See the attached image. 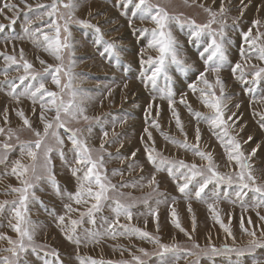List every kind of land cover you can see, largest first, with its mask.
<instances>
[{
	"label": "rangeland",
	"instance_id": "obj_1",
	"mask_svg": "<svg viewBox=\"0 0 264 264\" xmlns=\"http://www.w3.org/2000/svg\"><path fill=\"white\" fill-rule=\"evenodd\" d=\"M26 2L30 8L20 0H0V9L3 10L0 13V24L4 25V30L0 32V128L4 129V133H0V145L5 142L12 145L11 150L7 152L6 161L0 160V203L8 202L4 210L0 212V235L14 240L18 237L10 226V221L15 223L11 212V202L17 199V195L11 193V188L21 187V183L11 170L17 160L26 165L32 163L27 156H21L20 143L35 141L33 129L43 133V122L40 119L42 113L47 121H53L55 115L51 103L47 108L42 109L39 100L33 103L29 97L20 96L17 102L11 95V82L14 81L19 85L16 89L17 94L23 91L27 84L33 82L29 78L23 84L20 83V77L25 75L22 67L23 61L20 60L21 50H23L24 59L33 65L30 71L38 73V79L43 78L45 87L49 91L57 92L58 98H63L65 102L71 98L69 89L61 91L52 83V71L45 72L48 65L54 68L59 66L61 61H56L52 55L44 51V39L40 32L32 34L35 29H41L50 37L55 36L54 29L46 26L48 17H44L43 21L36 19L45 10L39 6L50 5L52 0H26ZM64 2L67 3L68 0ZM74 2L77 4L75 18L98 26L103 33L104 40L116 44L119 62L115 56L101 55L104 45L95 43L97 34L93 28L71 23L68 26L70 35L61 30V40L63 41L65 35H68V41L72 45L71 50L64 51L62 64L65 70L71 65L72 87L78 92L76 103L85 109L84 115L89 117L85 121L83 117L72 119L61 113V119L68 129L76 131L77 136L92 149L94 158L101 155L104 157L105 174L116 189L109 192L110 199L104 202L103 210L96 213L95 225L89 221L87 215L81 218L80 212H87L90 204L76 205L67 198V194L75 193L78 187L71 173V168L77 165L74 163V150L68 139L70 133L54 124L49 131L50 133L57 132L64 140L62 146L64 160L62 161L59 155L61 146L49 136L46 143L53 148L52 171L58 186L70 192L66 190V193L57 195L46 174H43L39 167L37 168L43 178L33 182L34 187L31 191L35 193V198L30 197L29 199L28 215L30 220L37 225L34 242L38 247L36 252L29 248L27 252L22 253L20 264H44L46 259H53L45 255L46 251L52 250L59 253L62 264H80L81 259L88 260L89 258L103 261L104 264H135L134 256H140L145 264H159V259L154 254L158 251V246L135 235H117L115 239L105 235L99 243H89L87 246L81 244L79 248L65 238L62 227L71 228V220H81V223L76 226V233L80 236L84 235L85 230L103 233L107 228L104 218H108L109 221L115 219V213L111 209L117 200L125 205H134L132 220L128 221L121 217L120 224L147 231L158 238L161 244L177 246L180 249L177 253L168 254L169 264H264V247H256L252 251L245 250L242 256H237L235 253L206 256L199 249L192 247L195 243L205 248L211 243L217 248L227 244L246 249L251 237L241 230L242 217L245 228L255 231L257 237H261L264 231V221L260 219V216H264V207L255 208L253 206V193L249 192L240 201L236 200L235 185L231 188L221 185L217 202V198L212 196L214 185H209L203 201L197 200L194 196L185 197L179 192L177 183L169 176L167 166L157 171L156 167L148 161L145 152V145H147L150 149L154 147L156 152L161 153L162 157L168 160L174 162L183 160L185 163H195L206 168L208 163L206 160L193 155L192 151L170 143L169 139L165 138L168 137L177 142L186 140L189 145H192L196 143L198 127L200 130L199 148L201 151L211 153L216 170L224 175H232L239 170L234 161L231 163L228 161L224 148L214 134L219 130L212 129L202 119L198 120L189 112L188 107L180 102L183 96L186 104L191 106L192 112L200 113L202 116L213 114L201 103L200 92L193 93L188 87L190 83H196L198 89L205 88V85L197 81V77L205 69L200 53L203 52L209 38L204 36L202 38H205L207 42L205 43L201 38L202 42L197 43L191 36L188 21L194 20L197 24L206 23L210 19L208 12L205 11L208 8L218 13L217 23L213 24L212 28L218 30L221 23L224 25L228 64L221 70L219 76L224 85V95L230 98L225 101V118L235 113L232 120L228 121L232 126L229 131L241 143L242 151L249 157V163L252 165V171L258 183H264V128L261 127L264 123V120H261V116H264V79H261L258 84H253L251 83L252 77L249 75L258 68L264 67V61L257 58L258 53L255 51L251 53L246 62L240 56L241 47L244 48L246 55L248 52V45L243 43L241 33H246L251 29V38L259 36L257 43L264 44V0H259V4L252 3L251 0H187V3L185 0H151L153 4L164 8L170 16L178 18V21L170 23L169 29L176 41L178 58L184 62L183 65H177L169 59L167 73L171 80H166L161 75L155 89L150 83L145 87L142 73L147 71L150 75V69L147 65L143 67L141 65V59L147 60L149 56L158 55L156 50L148 48V43L152 38L151 29L155 25L150 20L142 21L139 15L133 17L134 6L129 5L125 8L120 0H74ZM6 3L17 5V10L9 11L5 8ZM94 3L97 5L93 6ZM222 4L225 11L220 15L219 9ZM59 11L66 12L62 7ZM13 20L15 23H12ZM256 20H259L260 24L254 26L253 21ZM58 23L63 25L62 20ZM26 28L30 30L28 33L25 32ZM141 29L149 31L141 33ZM5 56H15L17 63L6 61ZM40 60L45 61V64L42 65ZM237 62L245 67L246 79L250 83L244 84L233 75L231 67ZM189 65L186 71L183 70ZM60 78L62 86L68 83V77L63 73L60 74ZM206 78L215 85L214 74L209 72ZM169 88L174 93L173 107L179 114L183 132L176 126V119L169 108L168 100L160 98ZM249 88L252 89L251 92L248 91ZM214 90L219 96V86H215ZM45 99L51 100L49 97ZM116 103L119 105L116 106ZM150 104L152 105L151 115H148L146 110ZM237 104L240 105L239 108L235 107ZM20 111H23L25 118L29 120L31 128L25 126L17 115ZM153 121L159 124V128L152 126ZM145 128L151 132L152 140L148 139ZM9 130L15 134L10 140L8 139ZM105 131L108 133L107 138L103 136ZM88 136L92 137L87 138ZM249 136L252 137L251 141H248ZM100 141L104 142V150L100 149ZM253 149H256L255 155H251ZM133 153L135 156L132 155ZM3 154V149L0 148V156ZM42 160L41 155L37 160V165L42 163ZM114 172L117 174L113 175ZM153 176L156 182L149 186ZM189 190L194 189L190 186ZM225 192L227 196L224 195ZM36 199H43V201L37 206ZM157 201L161 203L158 204ZM68 202L79 211L70 213L71 216L65 219V225L61 226L57 217L66 214L64 205ZM189 204L192 207L191 213L188 211ZM208 204L215 205L222 222L231 229L235 242L224 232L220 224L213 220ZM173 207L176 209L181 226L190 234L191 239L173 226L171 222ZM151 209H156L159 214V231H157L156 220L148 215ZM193 215L196 221L195 230L192 224ZM248 218H251L252 224L247 223ZM114 231L123 232V229L117 226ZM9 247L11 245L6 240H0V258L10 256V253L5 251ZM141 249L151 255L143 256ZM188 251L194 254L187 255Z\"/></svg>",
	"mask_w": 264,
	"mask_h": 264
},
{
	"label": "snow or ice",
	"instance_id": "obj_2",
	"mask_svg": "<svg viewBox=\"0 0 264 264\" xmlns=\"http://www.w3.org/2000/svg\"><path fill=\"white\" fill-rule=\"evenodd\" d=\"M20 2L25 4L26 7L30 8V6L27 5L26 0H20ZM185 2L187 3V0H185ZM120 3L125 8H127L129 5H133L135 9V11L132 13L133 17L139 15V18L142 21L150 20L155 25V27L151 29L152 38L148 43V48L156 50L158 55L156 57L149 56L147 60L141 59L142 67L147 65L148 69H150V75L147 71L142 73V76L145 80V87H147L150 83L153 89H155L157 80L161 75H163L166 80H171V77L167 73V63L169 59L172 63L177 65L184 64V62L178 58L175 47L176 41L169 29L170 23L173 21H178V18L170 16L164 8L160 7L158 4H153L151 0H136L135 3L134 0H120ZM39 7L44 8L45 10L41 12L36 17V19L43 21L44 17H48L46 26L48 28L54 29L55 36L50 37L47 33H43L41 29H35L32 34L35 35V32H40L44 39V51L52 55L56 61H61V64L54 68L52 65H48L45 68V72L51 70L53 73L52 83H54L57 88H60L61 91L64 89H69L71 98L65 102L63 98H58L57 92L49 91L45 87L43 78L38 79L39 74L32 73L30 71L33 65L24 59V53L23 50H21L20 60L23 61L22 67L25 75L20 77V83L23 84L24 81L28 80L29 78L33 82L27 84L23 91H21L19 94L16 93V89L19 87V85L14 81L11 82V95H13V98L16 99L17 102H19L20 96L29 97L32 99L33 103H36L37 100H39L41 102L42 109L47 108L48 104L51 103L54 107L55 115L53 117V121H47L42 113L40 119L43 122V133H41L39 130L33 129V133L36 137L35 141L20 143L21 156H27L32 161V163L30 165H26L21 163L20 160H17L15 161V166L11 170L12 174L15 175L21 183V187L11 188V193L16 194L17 199L11 202V212L15 223L10 221V226L18 238L14 240L5 235H0V240H6L7 243L11 245V247L5 249V251L10 253V256L0 258V264H20V256L22 253L27 252L29 248H31L33 252L37 251L38 246L34 242V235L37 230V225L34 224L29 218L28 203L30 197L35 198V193L31 191V189L34 187L33 182L43 178V175L37 171L38 167L42 170L43 174H46L47 179L51 182L53 188L56 190L57 195L61 194L55 179V174L52 171L51 153L53 148L46 143V140L49 136L55 139L56 144L61 146L59 155L63 161L64 152L62 151V146L64 144V140L58 135L57 132L52 131L50 133L49 131L54 127V124L56 127L64 128L66 132L70 133L68 139L71 142L74 150V163L77 165V167L71 168V173L75 177L78 187L75 193H68L67 198L70 201H73L76 205L90 204V207L87 208V212H80L81 218L87 215L89 221L95 225L96 213H99L103 210L104 202L110 199L109 192L115 191L116 189V186L112 185L108 181V178L105 174L104 157L102 155L95 158L93 157L92 149L87 146L86 142L77 136L76 131L67 128L65 122L61 119V113L71 117L72 119H78L79 117H83L85 121L89 119L88 116L84 115L85 109L81 107L80 104L76 103L78 92L72 87L73 75L71 71V65L67 70H65L62 64L64 51L66 49H72V45L68 41V35H70L68 27L69 24L79 23L86 28H93L97 34L95 43L97 45H104L101 55L108 54L110 57L115 56L117 62H119L117 46L114 42H108L104 40L103 33L98 26L75 18L74 14L77 9V4L74 2V0H68L67 3H65L64 0H52L50 5H40ZM61 7L65 9L66 12L61 13L59 11ZM5 8H7L9 11H16L18 6L6 3ZM205 11L208 12L210 17L206 23L197 24L194 20L188 21V24L191 27V36L197 41V43L202 42L201 38L204 36L209 38V42L204 47L203 52L200 53V58L204 61L205 69L203 72H200L197 77V81L205 85V88L198 89L196 83H190L188 87L193 93H196L197 91L200 92L201 103L206 108L210 109L213 114L210 116H202L200 113L192 112L191 106L186 104V100L183 98V96L180 102L185 104L188 107L189 112L196 116L198 120L202 119L204 122L208 123L212 129L219 130L218 132H214V134L217 136L218 141L224 148L228 161L230 163L234 161L239 170L234 172L232 175H224L216 170L211 153L201 151L199 148L200 130L198 127L196 129L195 144L189 145L186 140L185 142H177L168 137L165 138L169 139L170 143L178 145L185 150L192 151L193 155L199 156L202 160H206L208 162L206 168H203L195 163H185L183 160L178 162L168 160L167 158L162 157L161 153L156 152L154 147L150 149L147 145H145L147 159L156 167L157 171L163 170L165 166H167L169 176H171L173 181L177 183L179 192L185 197L194 196L197 200L203 201L206 189L209 188V185H214L212 196L217 198L218 202V198L220 197V186L227 185L228 188H231L233 185H235L236 200L242 201V198L251 192L254 194L253 206L255 208H262L264 207V183H258L256 176L253 174L252 165L249 163V157H247L242 151L241 143L236 139L235 136L230 134L229 129L232 126L229 125L228 121L232 120V117L235 116V113H233L232 116L225 118V101L230 98L224 95V85L219 76L221 70L228 64V56L226 54L224 41V25L221 23V26L218 30L213 29L212 25L217 23L216 17L218 13L213 12L208 8H206ZM224 11L225 9L222 4L219 9V14L222 15ZM2 12L3 10L0 9V13ZM59 20L63 21V25L58 23ZM12 23H15V21L13 20ZM29 23H31V21ZM258 24H260L259 20L253 21L254 26ZM3 30L4 25L0 24V32ZM61 30L68 34L65 35L63 41L61 40ZM29 31L30 30L28 28L25 29L26 33ZM140 31L141 33H147L149 30L141 29ZM241 35L243 37V43L248 45L247 55L244 48L241 47V58L246 62L251 56V53L255 51L258 53L257 58L261 61H264V44L257 43V40L260 37L257 36L256 38H251V29H249V31L246 33H241ZM4 59L13 64L17 63L15 56H5ZM40 63L43 65L45 64V61L40 60ZM188 67H190V65L185 66L183 70L186 71ZM231 71L233 75H235L236 78L242 83H250V81L246 79V70L241 63L237 62L231 67ZM209 72L215 75V85L206 78ZM61 73L68 77V83L63 86L61 85ZM5 75H7V72H5ZM249 75L252 77L251 83L258 84L261 79H264V67L258 68ZM215 86H219L220 88L219 96H217L214 90ZM125 87H127V85H125ZM248 91L251 92L252 89L249 88ZM173 96L174 93L169 88L166 94L162 95L160 98L168 100L169 108L176 119V126L183 132V126L179 118V114L173 107L175 103ZM45 97H49L51 100H46ZM235 107L239 108L240 105L237 104ZM151 108L152 105L150 104L146 110L148 115H151ZM158 114L159 113H157V115ZM17 115L21 118L25 126L31 128L30 122L27 118H25L23 111L18 112ZM5 120L7 121V117H5ZM261 120H264V116H261ZM152 126L159 128V124H157L155 121H153ZM261 127L264 128V123L261 124ZM144 131L148 134V139L152 140V134L148 131V128H145ZM0 133H4L3 128H0ZM13 135L15 134L9 130L8 139L10 140ZM103 136L104 138H107L108 133L105 131ZM16 138L19 140L18 136ZM251 139L252 137L249 136L248 141H251ZM154 143L155 142L153 141V144ZM11 147L12 145L7 142L0 145V148L3 149L4 153L2 156H0V160L6 161L7 152L11 150ZM100 149L104 150L103 141L100 144ZM255 152L256 149H253L251 155H255ZM41 155L43 156L42 163L37 165V160ZM132 155L135 156V153ZM115 174L117 173L114 172L113 175ZM180 181H183V183H180ZM155 182V176H153L152 180L149 182V186L155 184ZM190 186L194 190L190 191ZM224 195L227 196V192H225ZM7 203V201L0 203V212L4 210V207ZM145 203H147V201H145ZM157 203L159 204L161 201H157ZM64 207L66 214H70L73 211H79V209H74L71 204H65ZM132 207H134V205H125L120 203L119 200L115 201V206L111 209L112 212L115 213V219L109 221L108 218H104V223L107 224V228L103 233L94 230H85L83 236L78 235L76 233V226L81 223V220H71V228L66 229L62 227V231L64 232L65 238L69 242L74 243L77 248H79L81 244L87 246L89 243H99L105 235H109L113 239H115L117 235H135L140 239H147L149 242L157 245L158 251L154 254L158 257L159 264H169L167 256L170 253H177L180 251L177 246L161 244L159 239L152 236L149 232L119 223L121 217H124L128 221L132 220ZM208 208L212 212L213 220L220 224V227L224 230V232L233 239V242H235V237L232 235L231 229L225 226V224L222 222L219 214L216 211L215 205L208 204ZM188 211L189 213L192 212L191 204L188 205ZM148 215H151L156 220L157 231H159V214L156 209H151L148 212ZM257 215L259 216V212H257ZM65 219V215L57 217V221L61 226L65 225ZM260 219L264 221V216H260ZM171 222L175 228L179 229L181 232H184L185 235L189 236V239H191L190 234L187 233L186 230L181 226L179 217L177 216L174 207L171 211ZM247 223L252 224L251 218H248ZM192 224L193 230H195L196 221L194 215L192 216ZM117 226L122 228L123 232L114 231ZM240 227L246 235L251 237V239L248 241L246 249L228 246L227 244H225L223 247L217 248L211 243H209V245H207L205 248H201L199 244L195 243L192 245V247L199 249L200 252L206 256L228 255L232 253H235L237 256H242L244 255L245 250L252 251L256 247H264V239H262L264 238V231H262L261 237H257V233L255 231H249L247 228H245L243 217L241 218ZM140 251L145 257L151 255L143 249ZM193 254L194 253L191 251L187 252V255ZM45 255L51 256L53 259H46L44 264H62L59 258V253L56 250H52L50 252L46 251ZM133 260L135 264H145V261L140 256H134ZM80 264H104V262L89 258L88 260L81 259Z\"/></svg>",
	"mask_w": 264,
	"mask_h": 264
},
{
	"label": "crops",
	"instance_id": "obj_3",
	"mask_svg": "<svg viewBox=\"0 0 264 264\" xmlns=\"http://www.w3.org/2000/svg\"><path fill=\"white\" fill-rule=\"evenodd\" d=\"M258 1H259V0H251V2H252V3H255V4H257V3L259 4ZM263 16H264V15H263ZM22 47H24V45H22ZM113 93H114V92H112V94H113ZM112 94H111V97H112ZM112 99H113V98H112ZM115 105H119V104L116 103ZM59 190H60V193H63V192L66 193V190L69 191L68 189H66V188H64V187H62V188L59 187ZM53 191L56 192V190H55L54 188H53ZM69 192H70V191H69ZM60 195H61V194H60ZM36 201H37V202H36V205L38 206V204H39L41 201H43V199H38V200L36 199ZM67 204H70V202H68ZM64 209H65V207H64ZM53 211H54V210H53ZM54 212H55V211H54ZM57 212H58V211H56V213H57ZM56 213H55V215H56ZM62 215H65L66 218H67L68 216H71V215H69V214H65V213L62 214Z\"/></svg>",
	"mask_w": 264,
	"mask_h": 264
},
{
	"label": "bare ground",
	"instance_id": "obj_4",
	"mask_svg": "<svg viewBox=\"0 0 264 264\" xmlns=\"http://www.w3.org/2000/svg\"><path fill=\"white\" fill-rule=\"evenodd\" d=\"M97 4L96 3H94V5L93 6H96ZM79 7V6H78ZM98 11V10H97ZM73 36V35H72ZM203 40H204V42L206 43L207 42V40L205 39V38H202ZM75 40V39H74ZM77 40V39H76ZM128 41V40H127ZM195 42V41H194ZM79 45V44H78ZM77 45V46H78ZM75 47V46H74ZM79 47V46H78ZM23 49H24V47H22ZM9 49V48H8ZM26 49V48H25ZM15 50V49H14ZM9 53V52H8ZM88 54V53H87ZM27 55V54H26ZM30 56V55H29ZM193 73V72H192ZM111 99H112V97H111ZM113 100V99H112ZM117 106V105H116ZM124 133V132H123ZM129 135V134H128ZM89 137H92V136H88L87 138H89ZM90 141V140H89ZM100 142H102V141H100ZM92 143V142H91ZM126 144V143H125ZM176 210V209H175ZM179 212V211H178ZM181 218V217H180ZM259 225H261V224H259Z\"/></svg>",
	"mask_w": 264,
	"mask_h": 264
}]
</instances>
